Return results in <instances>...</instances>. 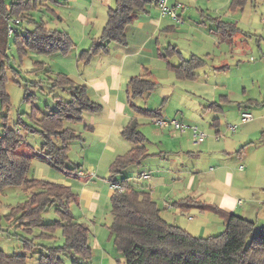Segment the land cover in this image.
<instances>
[{
  "label": "trees",
  "instance_id": "obj_1",
  "mask_svg": "<svg viewBox=\"0 0 264 264\" xmlns=\"http://www.w3.org/2000/svg\"><path fill=\"white\" fill-rule=\"evenodd\" d=\"M247 0H230L228 11L242 9ZM152 0H114V6L107 12V20L100 37L88 50L82 51L78 60L87 61L92 56L105 52L110 43L126 44L125 28L143 12ZM49 4L55 0H0V33L6 32V21L15 19L31 25L24 35H13L17 57L22 60L29 51L41 55L58 53L66 55L73 46L72 41L59 31H49L41 21H35L31 13L39 7L53 14ZM216 26V32L224 40H230L238 29L233 23L209 17ZM1 35V34H0ZM178 53L174 47L165 50L164 57ZM5 54L0 51V108L10 105L6 91ZM206 65L204 58L192 55L177 66L169 65L178 80H195L197 70ZM52 88L70 93L64 101L54 98L55 109L36 108L34 94L25 90L23 101L32 105L25 123L18 118L17 125L26 133L39 135L42 139L39 150L30 146L29 153L19 149L24 146L23 137L15 130L4 126L0 131V191L8 187H21L25 192L24 201L10 209L5 216L7 222L20 229L22 234H13L22 243L23 253L6 254L0 249V264H26L27 254L38 253L36 264H62L63 256H70L71 264H89L91 248L88 244L90 230L70 212V205L76 203L77 195L71 187L53 182L29 179L31 160L43 161L59 173L71 176L78 166H68L69 144L80 138L74 126L82 121L85 114H94L102 106L86 94L85 86L76 84L64 74L50 79ZM156 84L148 74L131 77L127 87L130 98L151 93ZM135 111L149 118L160 117L157 110L135 108ZM5 118V117H4ZM136 123L124 127L121 136L130 149L118 156L109 166L110 179L124 170L138 165L150 156L146 149L148 142ZM119 183L126 186L123 193L112 192L110 198L111 223L109 228L113 244L120 253L124 264H264V225L258 227L253 221L234 213L225 212L213 205L193 198L178 201L180 208L197 207L218 215L224 230L216 236L194 237L178 225L165 221L161 210L150 194L128 185L127 178ZM54 206V207H53ZM51 207L58 218L44 223L43 214ZM35 230V231H34ZM35 233H34V232ZM59 236H58V235ZM58 240L61 243L58 245ZM45 242V243H41Z\"/></svg>",
  "mask_w": 264,
  "mask_h": 264
},
{
  "label": "crops",
  "instance_id": "obj_2",
  "mask_svg": "<svg viewBox=\"0 0 264 264\" xmlns=\"http://www.w3.org/2000/svg\"><path fill=\"white\" fill-rule=\"evenodd\" d=\"M55 1L56 3L54 4L48 3L53 14L48 11L45 12L44 7L37 9L40 13H46V15L49 13L50 16L46 18L49 21H54L55 24L49 27L48 20L43 16H40V21L45 24L49 31H59L61 34H65L72 41L73 46L66 55H62L64 57L63 66L54 67V69L51 68L47 60L51 55H41L34 52L40 55L38 60L32 62L34 65L33 77L36 79L31 81L28 87L25 86V90L28 92L29 87H31L33 88L32 90L38 89L42 93L50 94L53 96V102L55 97L62 99L61 96L56 94L58 89L52 88L49 81L56 74L61 73L68 76L76 84L85 86L89 99L100 104L102 109L94 114H85L82 121L74 126L80 138L69 144L68 154L79 155L80 158L75 162L74 158L76 157L74 156L73 161H71V157L68 155V164L70 168L78 166V169L71 175L73 179L77 180V183L68 179L51 178L46 174L42 166L37 167L36 178L33 177L32 179L45 180L71 187L72 191L77 195L76 203L72 205L81 208H79L78 216H74L71 212L72 205H70V212L78 221L84 220L92 224H94L92 220H95L99 207L102 208L103 206L105 211L109 207L110 210L112 191L108 185L110 181L119 182L121 178H127L130 187L148 192L160 208L162 218L167 222H170V217L177 219L182 216L180 213L198 209L195 206H190L186 209L176 205L178 201L186 198H193L199 201L194 197L198 189L197 187L195 188L196 174L194 168H192L193 171L179 168L182 167L181 163H178L180 157H183L186 153L190 154L189 151H185L184 138L175 134L173 131L177 130L172 127L159 128L152 122L156 117L149 118L136 112L135 108H142L134 105L132 100L140 97L130 98L127 94L126 86L131 77L143 74H148V77L156 84L152 91L153 93H159L158 89H160L161 83L158 80H169L170 76L175 83L196 81L199 77V70L202 68L197 70V78L195 80H178L170 70L169 65L177 66L182 60H187L192 55L204 58L207 65L213 54L212 52L220 48L221 44H219V41L228 45L233 43L234 36L230 40H224L216 32L214 23L209 20V17H218L221 21H224L223 17L227 15V11L224 10L228 8L230 0H169L167 5L173 9L177 20L170 16H162L156 5V0H152L151 3L145 6L144 11L139 13L138 17L126 26L125 45L109 43L105 52L94 55L87 61L78 60L79 55L82 51L88 50L89 46L100 37L107 20V12L109 8L114 6V0ZM177 5L181 7H176ZM188 6L191 7L190 12L186 11ZM212 12L215 16L209 15ZM31 15L35 21H39L33 12ZM197 17L201 20L200 25L207 27V23H210L212 28L209 27V34L204 33L203 41L201 40L197 45L188 43L193 49L192 53H190L189 49L190 55L188 56V53L185 54L181 50L179 39L187 36L188 32L193 29L200 30V25L196 28H193L192 25ZM13 21L17 20H7L5 22L6 32L4 34L0 33V51L4 52L5 61L8 59L7 50L9 49V44L10 42L13 44V35H24L27 29L32 28L31 25L25 22L21 21L16 24ZM204 21H207V23ZM9 29H11V32H9ZM211 32L217 39L212 36L214 41L208 42L211 39ZM171 47H174L178 53H172L168 57H164L165 50ZM185 56H188V58L186 59ZM221 68L223 67H214L212 70ZM148 95L144 94L140 98V104L145 101ZM157 111L160 116L157 119H164L158 109ZM244 111L247 110H242L241 113ZM135 115L145 117L148 123H151V130L144 131V127L141 128V123L138 122ZM250 122H253V115L252 120L246 123ZM131 123H136L138 125L137 129L147 138L148 142L146 145H154L156 147L151 152L146 147L150 156L138 165L127 168L114 179H110L108 172L110 164L131 147L121 136L122 129ZM218 124L219 120L216 119L213 126ZM21 133L20 135L25 137L26 134L24 132ZM182 134H186V132ZM233 146L226 148L227 145L224 143L221 144V149L218 148L216 151L211 152L212 155L217 157L215 161L217 163L207 170L213 177L209 187L222 196L220 199L221 203L219 201V203L210 204L201 200L199 202L213 205L225 212H239V214L246 217L251 214L250 212H253V209L264 208V197L257 198L256 205L252 204L246 209L244 207L239 208V205H241L240 200L238 204L233 203L232 156L236 153L240 159L243 158L242 149L234 151ZM37 150H39V147L35 146L34 151ZM243 159L247 162L246 158ZM40 162L49 166L46 161ZM241 166L242 169L239 168ZM238 169L244 170L243 165L240 164ZM78 172H82L83 175L79 176ZM143 173L147 175V178L141 177ZM98 174L104 176L103 181L95 180ZM262 215L264 219V211ZM1 232L8 238L13 237V234H22L21 228L15 230L14 226H11L6 219L5 228H2ZM95 244L100 245L98 239H96ZM37 253V251H33L34 255Z\"/></svg>",
  "mask_w": 264,
  "mask_h": 264
},
{
  "label": "rangeland",
  "instance_id": "obj_3",
  "mask_svg": "<svg viewBox=\"0 0 264 264\" xmlns=\"http://www.w3.org/2000/svg\"><path fill=\"white\" fill-rule=\"evenodd\" d=\"M190 8L188 6L186 11L190 12ZM224 11H227V15L223 17L224 21L233 23L238 32L234 35L233 43L229 45L219 41L220 48L213 50L214 55L212 54L207 65L199 70V77L196 81L175 83L170 76L169 80H158L161 83V87L158 89L159 93H149L141 104L140 98L132 101L134 105L142 109H158L166 120L175 118L174 120H178L183 125L196 126L206 135L203 143L194 145L189 131L182 135L179 131H173L184 138L185 151L190 152V154L186 153L180 157L178 163H181L182 167L179 168L183 170L193 171L192 168H194L195 188H198L194 197L199 201L210 204L219 203V201L221 203L222 196L209 187L213 177L207 170L217 163L215 162L217 157L211 152L218 148L221 149V144L224 143L227 145L226 148L234 145V151L242 149V157L246 158L247 162L243 158L240 159L236 153L232 156L231 172L234 187L232 201L234 204H238L240 200L239 208L246 209L252 204L256 205L257 198L264 197V0H247L242 9L232 12H228V9ZM33 13L39 21L40 16L46 20H48L46 17L50 16L49 13L46 15V13H40L37 10ZM209 15L215 16L213 12ZM51 21L48 20L49 27L55 24L54 21L52 23ZM200 21L197 17L194 19V23L192 21L190 23L193 28H196L200 25ZM204 22L207 23V21ZM209 27L212 28L210 23H207V27L200 25V30L193 29L188 32L187 36L179 39L181 50L185 54L188 53L189 56L193 49L188 43L197 45L201 40L203 41L205 34H209ZM211 33V39L208 42L214 41L212 36L216 38L213 32ZM8 48V59L4 64L8 79L5 92L9 95L10 105L5 109L0 108V131L4 126H7L17 130L16 133L20 135L22 128L17 125V120L21 118L23 122L27 123L32 105L40 110H45L46 107L54 110L55 104L52 95L42 93L38 89L32 90L31 87L27 94L36 95L33 104L23 101L25 86L28 87L29 83L36 79L33 77L34 65L32 62L38 60L40 55L29 51L22 60H19L12 42ZM188 56H185L186 59ZM63 58L62 55L56 53L47 60L51 68L54 69V67L63 66ZM214 67L223 68L212 70ZM56 94L61 96L64 101L70 99L68 92L63 93L57 90ZM242 110H247L253 115V122L248 124L240 122ZM135 116L141 123V128L144 127V131L151 130V123L149 124L145 117ZM216 119L219 120V124L213 126ZM229 126H235L236 131L232 132ZM23 140L24 146L19 149L22 153L30 152L28 146L32 149L35 146L40 148L42 143L39 135L31 133H26ZM146 147L151 152L156 146L146 145ZM68 155L71 157V161L74 156L76 157L74 158L75 162L80 158L79 155ZM31 161L27 175L29 179L35 177L38 173L37 167L42 166L51 178L68 179L77 183L73 177L59 173L37 159ZM240 164L244 167L242 171L238 169ZM95 180L103 181L104 176L98 174ZM20 188L8 187L0 191V249L6 254L23 253L22 243L16 237L8 238L1 232V229L5 228V216L10 212V209L25 199L24 191ZM53 207L43 214L44 223L48 224L58 218L55 216ZM79 208L81 207L71 206L74 216H78ZM263 211L264 208L260 207L259 210L253 209V212H250L251 214L246 217L239 212H234V214L253 221L258 227H261L264 225ZM180 214L182 216L175 218L176 220L170 217L169 223L178 225L194 237L216 236L224 230L222 219L211 212H200L198 209H193ZM79 221L90 230L88 244L92 255L89 264H124L120 253L113 244V238L110 236L108 227L111 223V214L109 207L106 211L103 206L97 209L95 220H92L94 224L84 220ZM96 239L100 245L95 244ZM60 243L61 240H58L57 244ZM36 258L37 256L34 254H27L26 264H36ZM62 264H71L70 256H63Z\"/></svg>",
  "mask_w": 264,
  "mask_h": 264
},
{
  "label": "built area",
  "instance_id": "obj_4",
  "mask_svg": "<svg viewBox=\"0 0 264 264\" xmlns=\"http://www.w3.org/2000/svg\"><path fill=\"white\" fill-rule=\"evenodd\" d=\"M167 1L169 0H156V5L160 10V13L162 16H170L173 19L177 20V16L175 14V12L173 11V9L171 7H169L167 5ZM176 7H181L180 5H177ZM14 23H18V21H13ZM9 32H11V29H9ZM241 122L242 123H246L249 122L250 120H252V114L250 112L244 111L241 113ZM152 122L159 126V128H164V127H172L173 129L181 132V133H185L187 131H189L192 135V142L194 145H199L201 144L205 138L206 135L201 132L199 130V128H197L196 126H186L183 125L181 122L177 121V120H166V119H154L152 120ZM230 130L232 132L235 131V126H229ZM2 138V132H0V140ZM240 169H242V166L239 167ZM79 176H82L83 173L82 172H78ZM141 177L143 178H147V175H145L144 173L141 174ZM110 190L112 192H118V193H123L126 190V186L119 183L118 181H110V184L108 185Z\"/></svg>",
  "mask_w": 264,
  "mask_h": 264
}]
</instances>
